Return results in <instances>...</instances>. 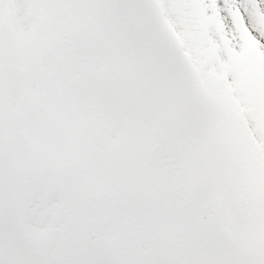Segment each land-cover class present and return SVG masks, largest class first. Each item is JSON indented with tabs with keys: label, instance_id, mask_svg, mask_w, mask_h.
Returning <instances> with one entry per match:
<instances>
[{
	"label": "snow or ice",
	"instance_id": "obj_1",
	"mask_svg": "<svg viewBox=\"0 0 264 264\" xmlns=\"http://www.w3.org/2000/svg\"><path fill=\"white\" fill-rule=\"evenodd\" d=\"M0 264H264V0H0Z\"/></svg>",
	"mask_w": 264,
	"mask_h": 264
}]
</instances>
